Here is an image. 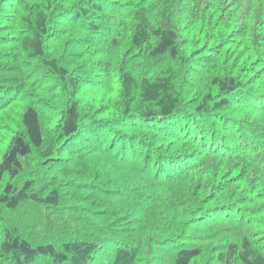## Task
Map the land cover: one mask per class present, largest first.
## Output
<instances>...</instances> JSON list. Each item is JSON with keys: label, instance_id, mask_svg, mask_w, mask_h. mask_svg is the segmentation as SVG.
Returning <instances> with one entry per match:
<instances>
[{"label": "trees", "instance_id": "1", "mask_svg": "<svg viewBox=\"0 0 264 264\" xmlns=\"http://www.w3.org/2000/svg\"><path fill=\"white\" fill-rule=\"evenodd\" d=\"M0 264H264V0H0Z\"/></svg>", "mask_w": 264, "mask_h": 264}, {"label": "rangeland", "instance_id": "2", "mask_svg": "<svg viewBox=\"0 0 264 264\" xmlns=\"http://www.w3.org/2000/svg\"><path fill=\"white\" fill-rule=\"evenodd\" d=\"M101 94H102V93H101ZM99 98H100V97H98L97 99H94V98H93V94H91L87 99L89 100V102L92 101L93 103H96V104H97V103H99Z\"/></svg>", "mask_w": 264, "mask_h": 264}]
</instances>
